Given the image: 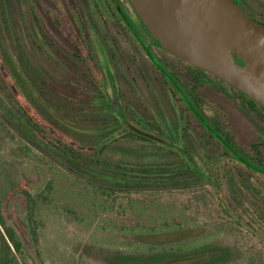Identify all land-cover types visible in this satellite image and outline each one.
<instances>
[{
	"label": "rangeland",
	"instance_id": "rangeland-1",
	"mask_svg": "<svg viewBox=\"0 0 264 264\" xmlns=\"http://www.w3.org/2000/svg\"><path fill=\"white\" fill-rule=\"evenodd\" d=\"M19 2L17 5L20 7L12 11V15H5L9 19L10 29L5 27L6 23L0 12L1 81H5L6 71L9 72L11 67L16 68L26 88L30 90L32 99L39 101L41 105L43 103V107L56 122L58 120L64 126L66 134L86 143L96 141L109 129L123 128L126 118L124 104L134 124H144V118L148 119L153 122V131H159V135L155 134L156 143H146L147 145L137 142L135 138L117 135L118 138L108 145L106 157H125L127 149H135L137 153L134 156L139 160L173 161V164L183 161L182 158L184 161L192 160L199 171L212 173L215 169L221 189L218 194V191L215 193L210 182L202 183L193 174L191 177L186 176L195 182L191 184L189 180L186 181L190 188L131 195L118 193L108 198L105 194H96L93 189L87 190L85 185L75 182L71 186L69 200L78 209L80 218H76L78 214H70L67 220H63L56 218V215L51 221H54L55 229L49 226L51 222H47L43 255L48 264H109L103 256L97 258L99 249H91L90 245L124 247L130 243L127 240L128 228L153 225L162 212L172 214L170 209L184 211L182 219L189 222L190 227L197 224L203 226L204 230H199V233L212 232L211 239L235 243L242 251L252 254L258 263L264 260V241L236 224L224 209L228 205L232 212L264 233V175L234 161H219L218 168L209 164L219 160L218 155L223 154V148L200 126L165 78L156 70H149L150 61L130 32L121 26L118 16L114 15L113 19L107 16L96 0ZM236 2L254 19L264 22V0ZM42 5L53 16L60 15V27L57 22H53V18L47 21L46 29L55 40L50 50L47 46H39L29 32L35 30L31 21V8L36 6L39 9ZM120 5L130 16H135L126 0H120ZM12 16L19 18L16 27L20 30V46L24 52L15 39ZM75 16L81 19L85 28L90 47L94 50V60L87 61L74 43V37L81 35ZM92 22L94 25L91 28ZM94 39L103 44L113 69L106 52ZM156 50L169 60L189 89L192 84L200 86L202 83L197 90L201 93V100L187 90L185 95L194 104L203 106L214 125L223 126L232 134L234 141L251 154H255L253 144H260L264 156V119L255 111L244 108L247 105L246 99L209 73ZM20 53L26 58L28 65L21 62ZM30 65L32 69L41 72L45 82L56 92L51 93L53 105L44 98L39 88L31 84V76L27 71ZM7 86L10 85H5ZM11 89L14 87L10 86L9 90ZM5 91L3 95L8 94L6 89ZM118 91L122 93L123 104ZM103 99H106V104L109 107L111 105L114 111L106 109ZM24 101L27 103L25 99ZM26 105L31 114L37 116L34 108L28 103ZM129 125L130 122L127 124L128 128ZM9 139L8 131L1 130L0 126V153L1 149L12 147ZM145 152L147 154L144 155ZM129 157L133 158L132 154ZM20 158L23 159L28 174L33 175L34 167L30 164L32 160L27 156ZM229 172L231 174L228 176ZM233 177L239 190H234L235 185L231 181ZM220 197L224 199V204ZM238 264H246V261Z\"/></svg>",
	"mask_w": 264,
	"mask_h": 264
},
{
	"label": "trees",
	"instance_id": "trees-1",
	"mask_svg": "<svg viewBox=\"0 0 264 264\" xmlns=\"http://www.w3.org/2000/svg\"><path fill=\"white\" fill-rule=\"evenodd\" d=\"M17 2L19 0H0V12L7 29H10V26L5 15H12V11L20 7ZM40 7L31 8V21L35 30L29 32L39 46H47L50 50L55 40L51 38L46 25L47 21L55 16L43 5V8ZM14 17L12 25L15 28V39L20 50L24 52L20 46V30L16 27L19 18ZM259 23L264 26V22ZM19 59L28 65L21 53ZM27 71L33 87L39 88L44 98L52 103L51 93L56 92L45 82L41 72L32 69L31 65ZM5 75V81L0 80V126L1 130H7L10 134L12 147H5L0 153V264H48L43 255L47 222H51L56 215V218L67 220L70 214H78V209L69 200L71 186L75 182L85 185L87 190L93 189L96 194H105L110 198L118 193L131 195L190 188L186 181L189 180L191 184L195 182L186 176L191 177L194 174L202 183L210 182L215 193L221 191L219 175L215 173V169L212 173L199 171L192 160L184 161L182 158L183 161H178L177 164H173V161L139 160L134 156L137 153L135 149H127L125 157H106L108 145L118 138L116 133H113L116 128L109 129L92 143L76 140L63 131L64 126L58 120L56 122L43 107V103L41 105L39 101L32 99L30 90L26 88L16 68L11 67ZM5 85L13 86L14 89L9 90L10 86ZM171 85L176 90L183 91L177 78L172 77ZM231 88L246 99L247 105L244 108L255 111L264 119V108L235 88ZM5 89L8 94L3 95ZM24 99L34 108L37 116L31 114ZM186 100L188 110L200 126L223 148V154L218 155V163L209 164L218 168L219 161H234L264 175V156L260 144H253L255 154H251L238 145L232 134L223 126L214 125L202 105L194 104L189 98ZM106 102L103 99L106 109L114 111ZM117 119L120 120L118 117ZM125 120L132 121L130 118ZM144 120V124H130V129L120 136L135 138L143 145L156 143L154 137L159 135V131H153V122L145 118ZM132 127L135 128L134 131L131 130ZM23 156L32 160L29 162L34 167L33 175L26 171L25 163L20 158ZM11 157L14 161L9 160ZM230 174L229 172L228 176ZM231 181L235 185L234 190L238 189L239 185L234 177ZM220 199L224 204V199ZM224 207L225 212L236 224L264 241V233L260 229L232 212L228 205ZM170 210L172 214L162 212L154 222L155 225L145 224L142 228L135 225L128 228L127 240H130V243L124 247L104 248L99 244H89L90 248H98L96 257L103 256L109 264H238L244 260L246 264H264V260L258 263L252 254L242 251L235 243L211 239L212 232L199 233V230H204L203 226L197 224L190 227V223L182 219L184 211ZM76 218H80L79 214ZM49 226L56 228L54 221L49 223ZM56 231L58 232V229Z\"/></svg>",
	"mask_w": 264,
	"mask_h": 264
},
{
	"label": "water",
	"instance_id": "water-1",
	"mask_svg": "<svg viewBox=\"0 0 264 264\" xmlns=\"http://www.w3.org/2000/svg\"><path fill=\"white\" fill-rule=\"evenodd\" d=\"M128 1L163 49L264 108V26L235 0Z\"/></svg>",
	"mask_w": 264,
	"mask_h": 264
},
{
	"label": "flooded vegetation",
	"instance_id": "flooded-vegetation-1",
	"mask_svg": "<svg viewBox=\"0 0 264 264\" xmlns=\"http://www.w3.org/2000/svg\"><path fill=\"white\" fill-rule=\"evenodd\" d=\"M96 1H97L98 5L101 7L102 11L104 10L105 14H107V16H110L112 19H113L114 15L118 16V18L120 19L121 26L124 27L126 30H128L130 32V34L132 35V37L135 40V43L140 46L141 51H143V53L145 54L146 59L148 61H150V64H148L149 65V70H151L152 72H156L157 71L158 73H160L170 85L172 83V77L177 78L179 80L183 91L180 90V89H177L178 91L175 88H173V89L175 90V92L176 91L178 92L177 93L178 97H180L183 100V102L185 103L186 107H188L187 106V100H186L188 98V96L186 97L187 94L185 95L186 90L188 92L193 93L195 96L197 95V97L200 98L199 94H201V93L198 92L197 90H198V87H200L202 83L200 84V86H198V84H192L190 89H189L186 86V84L181 80V77H180L179 73H177L176 69L169 62V60L165 56L160 55L157 52L156 49H158L159 51L163 52L165 55L169 56L170 58H173L174 60L177 59V61H183V63H185L187 65H190V66H192L194 68H197V69H200V70H203V71L209 73L208 71H206V70H204V69H202L200 67H197L195 65H192V64L182 60L181 58L169 53L165 49H163L159 45V43L156 42L153 39V37L149 34L148 30L143 25L142 21L140 20V18L138 17L137 13L135 12V10L133 9L131 3L128 0H126V1L130 4L132 10L134 11V15L135 16H130L128 13H126L124 11V9L120 5V0H96ZM59 16L60 15H56L55 18H53V22H57L58 27H60V23H59L60 22V18H59ZM74 18H75V21L77 22L78 27L80 28V31H81V35L80 36L79 35L78 36L75 35L76 37H74V43L82 51V53H83V55H84V57H85V59L87 61L89 59L90 60H94V58H95L94 50H92V48L90 47V42H89L88 37H87V35L85 33V28H84V26H83V24L81 22V19L78 16H75ZM256 21H258V20H256ZM93 25L94 24L92 22L91 25H90L91 28L93 27ZM94 41L98 42L102 46V48L104 49V51L107 54L109 63L111 65L110 57L108 56V53H107L106 49L104 48L103 44L101 42H99V40L94 39ZM94 45H95V42H94ZM87 46H88V48H87ZM151 66H152V68H151ZM111 68L113 69L112 65H111ZM113 72H114V70H113ZM209 74L212 75L211 73H209ZM212 76L217 78L214 75H212ZM115 77H116V74H115ZM147 77L149 78V75ZM217 79L220 80L219 78H217ZM116 80H117V78H116ZM196 80L199 82V78H197ZM220 81H222V80H220ZM222 82L225 83L224 81H222ZM225 84L228 85L227 83H225ZM228 86H230V85H228ZM118 89H119V87H118ZM103 95H104V98H105V94L104 93H103ZM108 96H109V94H108ZM109 97L112 98L111 96H109ZM118 97H119L120 101L123 104L122 93H120V91H118ZM123 107H124L123 110H125L126 118H130L131 119L129 113L126 110V107L124 106V104H123ZM128 122L129 121L126 122V120L123 121V124H124L123 128H121V130H119V128H117L114 131V133H119L118 137H120V135L123 134L124 131L129 130V128L127 127ZM130 122H131L130 124L133 123L132 121H130ZM131 130L134 131L135 128L131 129Z\"/></svg>",
	"mask_w": 264,
	"mask_h": 264
}]
</instances>
